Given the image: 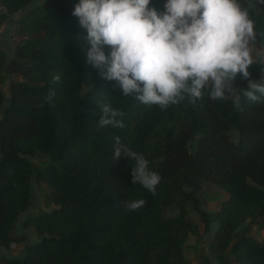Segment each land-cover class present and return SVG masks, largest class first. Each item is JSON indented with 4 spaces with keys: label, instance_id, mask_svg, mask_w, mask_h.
Listing matches in <instances>:
<instances>
[{
    "label": "trees",
    "instance_id": "1",
    "mask_svg": "<svg viewBox=\"0 0 264 264\" xmlns=\"http://www.w3.org/2000/svg\"><path fill=\"white\" fill-rule=\"evenodd\" d=\"M249 1L241 0L254 22L249 70L259 80L264 54L254 58L250 43L264 53V0ZM78 2L0 0V27L29 6L17 21L12 57L0 47V84L19 76L9 80L7 100L0 85V246L26 239L15 225L33 202V181L48 188L53 204L24 221L37 240L23 256L0 264H190L185 248L201 231L208 243L199 264H264V103L241 94L237 107L234 97L206 94L196 105L161 109L124 97L74 40L87 34L71 14ZM165 2L150 0L158 10ZM235 86L247 81L238 74ZM50 89L56 96L44 103ZM105 101L125 113L123 128L97 127ZM116 136L162 177L155 195L132 184L134 161H113ZM38 154L46 165L35 167ZM206 182L223 192L214 211L201 205ZM139 199L141 208L125 210L124 201ZM251 224L260 238L247 232Z\"/></svg>",
    "mask_w": 264,
    "mask_h": 264
},
{
    "label": "clouds",
    "instance_id": "2",
    "mask_svg": "<svg viewBox=\"0 0 264 264\" xmlns=\"http://www.w3.org/2000/svg\"><path fill=\"white\" fill-rule=\"evenodd\" d=\"M71 14L87 33L74 37L86 63L124 97L161 109L184 101L196 105L206 94L213 101L234 97L237 107L241 94L264 103V70L259 80L249 70L254 22L241 0H166L160 10L150 0H79ZM238 74L246 88L235 86ZM60 81L53 75V83ZM55 96L50 89L43 102L51 104ZM97 107L98 128L124 127L125 113L111 101ZM112 146L113 161L121 156L134 161L132 184L155 195L162 177L149 168V160L119 136ZM123 203L126 211H136L146 201Z\"/></svg>",
    "mask_w": 264,
    "mask_h": 264
},
{
    "label": "rangeland",
    "instance_id": "3",
    "mask_svg": "<svg viewBox=\"0 0 264 264\" xmlns=\"http://www.w3.org/2000/svg\"><path fill=\"white\" fill-rule=\"evenodd\" d=\"M248 3L251 4L249 0ZM34 4L35 2L33 3V5ZM28 10H29V6L12 14L11 17L7 19L0 27V47L5 51L8 59H10L13 55V44L16 40L15 32L17 27V21L24 14V12ZM250 47L252 49L254 58L260 59L261 56L264 54L262 51L255 50L252 42L250 43ZM13 78L17 79L19 78V76L13 75L12 78L11 76H5L4 80L2 81V84H0L2 90L5 92L6 100L9 97V80ZM231 136L233 139H236V132L232 131ZM192 145H194V142L192 143ZM190 147H191V143H190ZM32 160L35 163V167L44 166L48 162V158L46 156L39 154L33 157ZM32 190H33V202L31 205L32 210H38L39 208L50 209L53 206V204H50L49 202L46 201V192L48 191V188L44 184L38 185L33 181ZM219 194L220 197L218 196ZM221 194L223 195V192L218 188H215L210 182L204 183L200 191V199H201L202 207L210 211L216 210L222 199ZM31 209L28 208L29 211H31ZM246 230L249 234H252L256 238L261 237V229L257 224H251L247 226ZM205 236L206 235H204L203 232L201 231L197 234L196 238H190L188 240L187 243L189 245L186 246L185 248V254L190 264H199L196 259V256L198 253L202 252L205 249V244L208 243L207 239L206 240L204 239ZM206 238H208V236H206Z\"/></svg>",
    "mask_w": 264,
    "mask_h": 264
},
{
    "label": "crops",
    "instance_id": "4",
    "mask_svg": "<svg viewBox=\"0 0 264 264\" xmlns=\"http://www.w3.org/2000/svg\"><path fill=\"white\" fill-rule=\"evenodd\" d=\"M29 208L31 209V206ZM40 209L41 208H39L38 210L31 209V211L27 209L25 212L19 215L15 225V233L18 235L26 234V239L22 242L12 243L8 249L0 246V258L22 257L24 254V246L37 240V235L33 227H25L23 226V223L27 219V217L35 215Z\"/></svg>",
    "mask_w": 264,
    "mask_h": 264
}]
</instances>
